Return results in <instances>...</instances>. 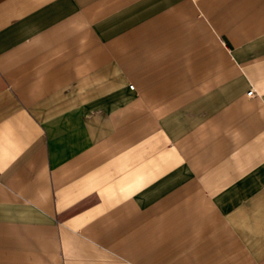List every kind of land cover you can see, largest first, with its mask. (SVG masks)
Wrapping results in <instances>:
<instances>
[{
    "label": "crops",
    "instance_id": "1",
    "mask_svg": "<svg viewBox=\"0 0 264 264\" xmlns=\"http://www.w3.org/2000/svg\"><path fill=\"white\" fill-rule=\"evenodd\" d=\"M0 264H264V0H0Z\"/></svg>",
    "mask_w": 264,
    "mask_h": 264
},
{
    "label": "built area",
    "instance_id": "2",
    "mask_svg": "<svg viewBox=\"0 0 264 264\" xmlns=\"http://www.w3.org/2000/svg\"><path fill=\"white\" fill-rule=\"evenodd\" d=\"M130 85L133 86V83H130ZM254 90H255V88L251 87L250 89H248L247 93L252 94V93H254Z\"/></svg>",
    "mask_w": 264,
    "mask_h": 264
}]
</instances>
